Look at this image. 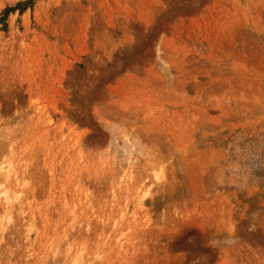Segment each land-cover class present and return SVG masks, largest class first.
I'll use <instances>...</instances> for the list:
<instances>
[{
	"label": "rangeland",
	"instance_id": "1",
	"mask_svg": "<svg viewBox=\"0 0 264 264\" xmlns=\"http://www.w3.org/2000/svg\"><path fill=\"white\" fill-rule=\"evenodd\" d=\"M0 264H264V0H0Z\"/></svg>",
	"mask_w": 264,
	"mask_h": 264
},
{
	"label": "bare ground",
	"instance_id": "2",
	"mask_svg": "<svg viewBox=\"0 0 264 264\" xmlns=\"http://www.w3.org/2000/svg\"><path fill=\"white\" fill-rule=\"evenodd\" d=\"M148 127V126H147ZM149 128H151V127H149ZM152 128H153V126H152ZM139 139V138H138ZM134 142V141H133ZM140 143V142H139ZM133 145V144H132ZM134 145H136L135 143H134ZM133 145V146H134ZM77 255V254H76ZM79 256V255H78ZM79 258V257H78ZM72 259H73V257H72ZM77 259V258H76ZM75 260V259H74ZM72 262V261H71ZM77 263H78V261H77Z\"/></svg>",
	"mask_w": 264,
	"mask_h": 264
}]
</instances>
